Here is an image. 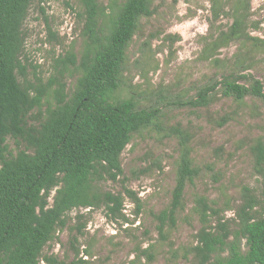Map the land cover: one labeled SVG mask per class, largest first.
<instances>
[{
  "label": "trees",
  "instance_id": "16d2710c",
  "mask_svg": "<svg viewBox=\"0 0 264 264\" xmlns=\"http://www.w3.org/2000/svg\"><path fill=\"white\" fill-rule=\"evenodd\" d=\"M32 1L0 0V264H40L42 260L56 264L55 257L42 251L74 209L103 207L111 218L127 222L123 210L128 198L139 212L136 192L123 186L122 192L114 193L101 189L100 183L119 180L122 151L133 134L158 127L160 116L158 107L138 108L133 94H118L126 48L140 18L152 14V0H123L108 13L97 0H76L77 16L83 22L80 56L68 51L56 57L55 73L46 83L28 81L24 77L27 66L21 60L22 27ZM208 1L213 18L227 10L232 22L205 42L202 57L210 58L232 41L247 50L235 55L232 68L171 105L199 108L217 98L241 103L246 97L264 103V86L246 72L249 66L244 58L248 47L259 40L246 30L250 0ZM69 66L78 71L70 90L63 80ZM228 120L223 116L218 125ZM168 133L177 138L179 156L170 203L155 215L161 237L164 227L175 223L186 184L199 174L190 155L189 135L178 126L169 127ZM8 139L18 146L15 154L10 152ZM20 144L24 148L19 149ZM252 149L261 189L257 195L248 186L241 188L234 213L236 228L230 229L229 221L219 217L205 197L195 198L192 210L201 226L188 252L193 264H264V143L258 140ZM76 216L83 218V214ZM84 227L78 221L76 231L82 233ZM149 249L141 253L151 261ZM83 263L86 260L78 258L77 264Z\"/></svg>",
  "mask_w": 264,
  "mask_h": 264
},
{
  "label": "rangeland",
  "instance_id": "374dc122",
  "mask_svg": "<svg viewBox=\"0 0 264 264\" xmlns=\"http://www.w3.org/2000/svg\"><path fill=\"white\" fill-rule=\"evenodd\" d=\"M122 1L97 0L106 13ZM151 9L150 16L140 18L126 48L118 94H133L138 108L158 107V127L152 125L133 134L120 155L123 174L119 180L100 183L101 189L114 193L122 192L123 186L133 190L141 209L136 213L134 203L125 198L127 222L111 218L103 207L70 211L65 226L57 229L42 251V255L55 257L56 264H77L80 257L86 260L83 264H193L188 252L201 226L192 210L195 198L205 197L233 229L241 188L248 186L257 195L260 192L261 175L256 171L252 147L258 140L264 143L263 102L246 97L241 103L217 98L199 108L171 105L232 68L235 55L247 50L232 41L210 58L202 57L205 42L231 24V13L226 10L213 18L208 0H152ZM79 11L76 0L32 1L22 27L21 60L27 66L24 77L28 81L46 83L55 73L54 59L59 55L72 51L79 58L83 25ZM246 30L259 39L244 57L249 66L246 72L264 86V0H250ZM77 75L69 66L63 77L66 89H72ZM223 116L229 120L218 125ZM172 126L189 135L190 155L199 174L186 184L175 223L166 225L161 237L155 215L170 203L179 156L177 138L168 133ZM7 142L15 154L18 146L12 139ZM77 214L83 218L77 219ZM210 218L213 224L215 217ZM78 221L85 223L82 233L76 231ZM145 248L153 254L151 261L141 253ZM242 250H246L244 239ZM40 264L47 263L42 260Z\"/></svg>",
  "mask_w": 264,
  "mask_h": 264
}]
</instances>
